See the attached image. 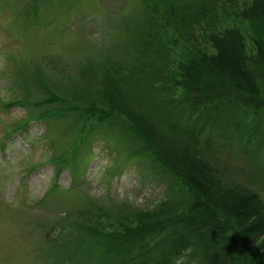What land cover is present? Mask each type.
I'll use <instances>...</instances> for the list:
<instances>
[{"label": "rangeland", "instance_id": "374dc122", "mask_svg": "<svg viewBox=\"0 0 264 264\" xmlns=\"http://www.w3.org/2000/svg\"><path fill=\"white\" fill-rule=\"evenodd\" d=\"M250 1L0 0V264H53L60 226L85 222L87 210L102 212L89 223L102 219L108 230L133 210L168 201L178 208L187 199L188 189L139 151L123 116L109 115L107 91L124 92L150 121L164 112L183 116L197 134L193 148L223 176L255 173L249 163L256 153L264 163V139L217 125L212 112L191 117L177 83V65L194 49H209L206 35L216 27L237 26L247 50L264 36V25L234 14ZM23 116L36 118L5 135ZM69 144L74 165L62 166L60 190L46 194L53 164H29L56 158ZM248 182L264 199L260 182Z\"/></svg>", "mask_w": 264, "mask_h": 264}, {"label": "trees", "instance_id": "16d2710c", "mask_svg": "<svg viewBox=\"0 0 264 264\" xmlns=\"http://www.w3.org/2000/svg\"><path fill=\"white\" fill-rule=\"evenodd\" d=\"M234 14L264 25V0H251ZM205 40L209 49L196 48L177 65V83L184 93L182 100H188L191 117L212 112L217 125L223 121L232 131L253 132L257 139H264V36H254L252 48L247 50L237 26L221 25L208 32ZM107 93L111 94L106 98L109 115L116 117L115 111L123 116L141 144L139 151L150 153L156 167L189 193L182 204L176 201L178 208L166 199L168 203L116 218V227L108 230L102 219L89 223L96 222L102 212L87 210L85 222L65 221L60 226L64 234L53 240V264H57L55 258L60 264H264V199L248 182L257 180L264 189V163L258 160L259 155L252 156L255 163H249L255 173L250 172L244 180L229 179L210 158L193 148L197 134L194 126L182 125L183 116L178 115L179 122L164 112L150 121L132 108L124 92ZM61 101L65 102L63 97ZM74 103L67 101L64 107ZM35 118L13 120L5 135L23 130ZM243 150L240 148L239 154ZM73 151L69 144L58 157L29 164V169L43 161L53 164L54 178L46 194L60 190L56 175L62 166L72 168ZM92 250L94 257L85 259ZM181 256L184 261L177 259Z\"/></svg>", "mask_w": 264, "mask_h": 264}]
</instances>
